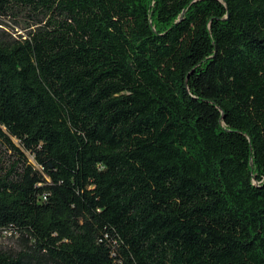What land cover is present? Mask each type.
Returning <instances> with one entry per match:
<instances>
[{"label":"trees","instance_id":"1","mask_svg":"<svg viewBox=\"0 0 264 264\" xmlns=\"http://www.w3.org/2000/svg\"><path fill=\"white\" fill-rule=\"evenodd\" d=\"M3 229L0 264H264V0H0Z\"/></svg>","mask_w":264,"mask_h":264},{"label":"rangeland","instance_id":"2","mask_svg":"<svg viewBox=\"0 0 264 264\" xmlns=\"http://www.w3.org/2000/svg\"><path fill=\"white\" fill-rule=\"evenodd\" d=\"M3 20V28L5 31L12 35H17L20 32L24 31L25 26V19H21L19 17L12 18V17H6L2 18ZM29 161L31 163H34V160L32 156L28 155ZM0 249L1 250H7L11 253H16L21 249V244L17 240V236L13 234H7L0 230Z\"/></svg>","mask_w":264,"mask_h":264},{"label":"built area","instance_id":"3","mask_svg":"<svg viewBox=\"0 0 264 264\" xmlns=\"http://www.w3.org/2000/svg\"><path fill=\"white\" fill-rule=\"evenodd\" d=\"M1 231L4 232V233L10 234V232L8 230H6V229H3Z\"/></svg>","mask_w":264,"mask_h":264}]
</instances>
